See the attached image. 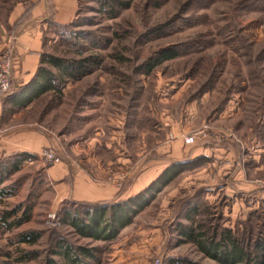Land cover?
<instances>
[{"label":"rangeland","instance_id":"374dc122","mask_svg":"<svg viewBox=\"0 0 264 264\" xmlns=\"http://www.w3.org/2000/svg\"><path fill=\"white\" fill-rule=\"evenodd\" d=\"M19 1L24 0H0V27L7 28L4 18L15 8L13 3ZM77 1L78 11L68 25L47 29L43 37L45 54L78 59L97 52L102 56V67L81 81L64 86L61 98L53 94L43 96L24 112L25 117H20L28 122L24 129L40 134L43 144L26 159L27 162L33 160L34 166H25L24 161L15 174L12 173L14 175H0V188L11 192L0 201V261L6 260V254L11 256L10 261L14 260L18 251L38 252L40 261L47 254L54 234L64 236L73 244L86 243L72 238L71 231L61 226L60 218L68 204L83 202L66 200L60 206L61 203L56 202L54 181L46 176L49 168L60 165L71 173L79 165L93 183L105 181L114 188L116 195L108 203L121 202L134 196L122 198V190L129 189L137 176H151L155 166L162 167L167 162L168 167L199 158L207 159L209 164L210 158L196 153L197 146L209 141L217 153L227 152L229 146L236 159L238 156V163L221 169L223 163L217 161L213 166L180 175L193 178L195 186L192 188L184 183L185 177L161 187L150 205L121 231L117 242L103 256V263L168 264L170 259L181 258L196 264H214L194 245L182 243L174 227L177 222L189 224L184 220L182 203L199 190L204 200L206 186H209L205 192L207 202L220 213L222 227L233 231L237 227L241 229L240 224L245 222L249 212L260 208L252 192L243 194L246 200L238 210L224 193L215 192L213 187L234 184L229 175L218 183H210L204 176H219L221 171L220 176H223V172L238 168L246 173L247 184L251 181L254 187L264 190V185L260 184L264 176H257L248 168L254 147L264 145V0H132L130 7L114 19L99 17L93 0ZM19 22L16 26L24 21ZM11 36L13 33L9 34ZM97 39L101 43L93 50L91 42ZM186 44L189 46L180 58L162 64L151 76L138 71L158 50ZM12 53L13 78L16 65L13 47ZM196 58L200 59L198 68L194 64ZM109 67H113V77L108 74ZM108 77L113 81L106 85ZM206 85L209 91L200 94L204 89L201 87ZM13 91L12 87L0 100ZM14 111L8 114L21 113ZM107 118L116 123L121 120L124 124L123 153L129 162L123 165L112 160L117 155L114 149H103L105 161L98 158L101 161L98 165L91 166L85 160L76 159L71 146L80 135L93 136L91 131L99 127H104V131L107 127L112 131L118 128L105 120ZM172 126L187 131L175 134ZM188 135L194 136L190 143L185 141ZM173 142L181 144V153L182 149L189 148L190 158L171 163L165 147ZM217 144L221 150L215 148ZM45 152L55 154L59 162L53 165L44 162ZM19 154L22 152L0 154V162L12 160ZM223 156L218 158L223 160ZM172 191L178 193L171 198ZM14 208L26 211L28 220L6 230L4 224L11 220L6 223L1 222V218L4 212ZM205 218L201 215L198 220ZM30 232L40 235L34 245L17 243L19 234ZM38 260L30 264H38Z\"/></svg>","mask_w":264,"mask_h":264},{"label":"trees","instance_id":"16d2710c","mask_svg":"<svg viewBox=\"0 0 264 264\" xmlns=\"http://www.w3.org/2000/svg\"><path fill=\"white\" fill-rule=\"evenodd\" d=\"M93 1L98 7L95 13L99 17L114 19L119 12L130 7L132 0ZM49 23L53 25L52 20H49ZM16 24L13 27L14 31L19 27ZM52 27L53 30L56 29V25ZM96 41L91 42L93 50L97 49L95 45L101 43L98 39ZM188 46L189 44L160 49L148 58L144 64L140 65L138 71L141 72V75L151 76L154 70L162 64L180 58ZM199 61L200 59H195L196 68L199 66ZM101 63L102 56L97 52L78 59H62L44 54L41 58V64H46L47 68L40 67L28 85L13 93L12 106L15 109H22L28 103L38 101L43 96L51 94L57 99L61 98L64 86L79 82L96 72L102 67ZM109 70L111 72L108 74L113 77L115 73L112 71L113 67H109ZM106 81V85H108L113 80L108 77ZM208 85L201 87L204 89L200 94L203 95V93L206 94L209 91ZM140 124H142V121H140ZM28 155L22 153L13 157L15 160L12 159L11 165L9 163L12 160L1 161L0 175L4 173V176L8 177L17 171L19 165L30 158ZM206 162L207 159L199 158L184 163L171 164L146 189L121 202H72L63 208L60 213L61 226L70 230V236L77 242H86L84 245L73 244L64 236L54 234L55 236L50 242L51 246L49 244L46 250L47 254L40 261L38 260V252L18 251L17 258L10 261L11 256L6 254V260L0 261V264H30L36 260L39 261L38 264H104L103 256L117 242L121 231L132 223V219L150 205L155 193L187 171L204 167ZM10 195L11 192H8L5 188H0V201ZM182 204L184 220L189 224L177 222L174 227L177 238L182 243L194 245L205 258L211 260L214 264H264V199L259 201L260 208L258 210L249 212L245 222L240 224L241 229L237 227L234 231L231 228L221 226L220 213L215 212L216 209L207 200L204 201L199 193ZM216 213L218 216H216ZM201 215L206 217L205 220H198ZM10 220L11 222L8 223ZM27 220V212H20L19 208L4 212L1 218V222L8 223L4 224L6 230L19 227ZM39 238L40 235L36 233H21L18 235L17 243L31 246ZM93 243H100L101 245L94 246ZM168 264L196 263L178 258L176 260L170 259Z\"/></svg>","mask_w":264,"mask_h":264},{"label":"crops","instance_id":"0c3cea01","mask_svg":"<svg viewBox=\"0 0 264 264\" xmlns=\"http://www.w3.org/2000/svg\"><path fill=\"white\" fill-rule=\"evenodd\" d=\"M13 4V7L15 8L8 13L6 18H4L8 30L7 28L0 27V52L7 46L6 42H8L9 34L13 33L15 41L12 44V47L14 48L16 65L13 71L12 87L16 92L20 88L28 85L35 77L38 69L40 67H44V64H41V58L42 55L45 54L43 37L44 34L48 32L47 29H52L51 27L53 25L66 26L67 24H69L75 18V15L78 11V1L24 0L15 2ZM19 20H22L24 22L17 28V30H15L16 32H14L13 27L16 23L19 22ZM49 20L53 21V25H50ZM14 91L11 92L9 96L5 97L4 100H0V154L11 155L19 152L34 154L42 146L43 138L35 131L24 129L26 128L24 127V125L28 124V122H24L20 119V117H25L24 112L29 111L36 101L28 103L22 109H15V107L12 106L13 103L11 100L13 93H15ZM5 107H7V109H5ZM14 110H20L21 113L15 114ZM9 111L14 112L12 114H8L10 113ZM17 120L18 122L16 123ZM105 120H109V123L113 124L114 128H118L112 131L109 127H107L108 129L104 131V127H99L94 128L91 131L92 133H94L93 136L84 137L83 135H80L78 138H76V142L72 143L71 151L73 153V156L76 159H80L81 161L85 160L91 166L98 165V162H101L98 160V158L102 159L103 162L105 161L103 156L105 155L103 153V149H114L117 155L114 156L112 160L125 165L129 162V160L127 159V156H124L123 153L126 134L123 130L124 124L121 120H119L118 123H116L115 120H110L109 118ZM20 122H22L20 126L16 125ZM166 123L168 124V122L165 121L164 124ZM172 128L175 134H179L178 132L180 131H187L186 129L180 130V128L177 126H172ZM212 145L213 144L208 141L202 146H197V155H206V157L210 158V163H206L204 168L210 167L211 165L213 166L214 163H217V161H221L219 163H223L221 169L228 166H233L234 162L238 163V156L236 159L232 152V149L229 146L227 147V152L220 151L219 153H217V151H214V149H212ZM257 145H259V143H257ZM214 146L216 149L221 150L220 145L217 144ZM262 146L263 147H254V151L252 154L253 160L248 167L249 170L254 172L257 176H264V145ZM165 148L169 150V156L167 155V157L171 159V163H173L174 161H180L181 159L185 160L190 158V149H182L183 152L181 153V144L177 142H173ZM219 156H223L224 159L220 160V158H218ZM32 161H26L24 165L34 166L35 162ZM154 164L159 163L154 162L153 165ZM167 165L168 163L166 162L162 167L155 166V170L152 171L153 173L151 174V176H137L136 178H134L133 184L129 186V189L127 188L125 190H122L123 192H121L120 197L123 198L136 195L143 189L144 186L146 187L152 180L156 179L158 175L167 167ZM219 165L221 166V164ZM37 166L41 167V165L39 166V164H37ZM233 170V172H223V176H220L222 174L221 171L219 172V176L211 175L209 178L206 175L204 177L205 180L209 181L210 183H218L219 181L223 180V178H227L229 175V179H232V182L234 183L232 184V186L223 187L224 185H220L219 187L213 188L216 193L219 194L222 192L227 198L231 199L234 202L233 206L237 208V210L239 205L245 203L244 201L246 200V197H244L243 194L252 192L254 198H256V201L264 199V190L258 189L257 186L254 187L251 181H249L250 184H247L244 179L246 173L238 168H235ZM38 171L40 172L41 169H39ZM71 171L72 172L70 173L67 168H65L64 166L61 167L60 165H55L46 170V176H49L50 179L54 181V189L57 200L56 202L58 204L61 203L60 206H62L66 200L85 203H99L107 202L115 197L116 192L114 188H112L105 181H102V183L100 184L93 183L90 180V176H88L87 173H85L84 170L79 167V165L77 166V168H74ZM205 172L206 170L204 171V173ZM180 177H185L184 183H188L190 188H192V186H195L194 182L191 181V179H193L191 176ZM201 178L202 177H200L199 179ZM198 185L200 187H203L199 184V182ZM207 187L209 186L204 187L205 192H207ZM217 189L219 192L217 191ZM205 192L204 200H208L209 198ZM177 193L178 192L176 191H172L169 195L172 198ZM197 193L202 194L203 192L199 190V192ZM191 198H194V195H190L189 198L184 201H188Z\"/></svg>","mask_w":264,"mask_h":264},{"label":"built area","instance_id":"2783aa9c","mask_svg":"<svg viewBox=\"0 0 264 264\" xmlns=\"http://www.w3.org/2000/svg\"><path fill=\"white\" fill-rule=\"evenodd\" d=\"M14 41V36L9 37L5 52L0 57V98L6 96L12 88V44ZM193 138L194 136L188 135L185 138L186 143H190ZM42 158L44 162L52 165L59 162L55 154H52L51 152H45ZM117 184L119 185V181ZM260 184L264 185V181L260 182Z\"/></svg>","mask_w":264,"mask_h":264}]
</instances>
